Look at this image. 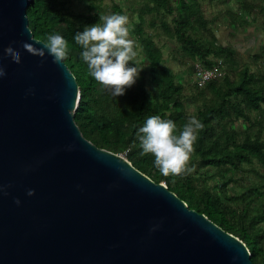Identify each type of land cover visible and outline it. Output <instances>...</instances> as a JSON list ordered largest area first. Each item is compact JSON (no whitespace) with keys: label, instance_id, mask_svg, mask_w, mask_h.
<instances>
[{"label":"water","instance_id":"water-1","mask_svg":"<svg viewBox=\"0 0 264 264\" xmlns=\"http://www.w3.org/2000/svg\"><path fill=\"white\" fill-rule=\"evenodd\" d=\"M31 2L0 0V264H253L241 239L84 137L76 77L41 55Z\"/></svg>","mask_w":264,"mask_h":264},{"label":"trees","instance_id":"trees-1","mask_svg":"<svg viewBox=\"0 0 264 264\" xmlns=\"http://www.w3.org/2000/svg\"><path fill=\"white\" fill-rule=\"evenodd\" d=\"M72 1L33 0L28 18L36 39L45 42L48 33L60 32L68 40L64 62L80 88L75 122L84 137L99 148L126 153L135 168L156 183H166L191 209L241 239L253 264H264V73L245 65L236 78L228 70L202 86L194 81L190 104L185 84L155 39L162 35L173 40L179 49L168 58L176 54L192 60V75L196 63L212 68L222 61L223 69L226 64L235 70L237 49L219 42L214 30L218 18L206 17L200 0H144L132 29L145 60L143 70L136 85L116 99L90 75L74 40L85 25L98 22L102 15L96 10L104 0H84L88 11L81 14L68 9ZM234 2L239 10L227 11L226 16L235 30L249 25L246 13L257 8L264 12V0ZM114 8L123 13L120 6ZM152 114L174 120L178 128L191 116L202 122L186 171L161 173L153 155L143 154L139 142L133 143L136 129ZM240 120L246 124L243 131L234 127ZM247 173L259 179L244 184L245 178L238 175Z\"/></svg>","mask_w":264,"mask_h":264},{"label":"clouds","instance_id":"clouds-1","mask_svg":"<svg viewBox=\"0 0 264 264\" xmlns=\"http://www.w3.org/2000/svg\"><path fill=\"white\" fill-rule=\"evenodd\" d=\"M128 16L114 12L101 16L98 22L85 25L77 31L74 40L81 46L80 58L87 64L90 75L116 99L125 95L143 70L133 62L136 56L135 41L129 36ZM24 47L33 46L25 42ZM68 40L60 32L47 34L41 55L47 52L56 63H62L68 53ZM21 54L16 46L8 49V60L20 61ZM132 62V63H130ZM8 75L6 66L0 63V77ZM202 122L191 116L182 128L172 119L159 114L148 115L135 132L142 153H151L157 169L167 175L180 174L188 169V162ZM34 189H29L32 195ZM20 201L17 200V203Z\"/></svg>","mask_w":264,"mask_h":264},{"label":"rangeland","instance_id":"rangeland-1","mask_svg":"<svg viewBox=\"0 0 264 264\" xmlns=\"http://www.w3.org/2000/svg\"><path fill=\"white\" fill-rule=\"evenodd\" d=\"M203 5V9L206 17H217L218 22L214 27L215 33L219 39V42L225 45H231L237 49L236 62L238 64L235 70L230 69L224 64V71H230L233 77L238 76V71L245 65L251 67L253 71L264 73V12L260 11V8L246 13L245 16L249 21V25L238 26L235 30L229 24L227 11H238L239 5L234 0H200ZM259 3V1H257ZM144 4V0H104L96 12H99L102 16L115 12V5L121 7L123 14L127 15L129 36L135 41L136 56L133 58V62L137 63L139 67L142 66L144 60L143 54L140 52V48L136 45V37L133 35L132 29L135 22L138 20L137 11ZM88 3L84 0H73L68 9L76 14L86 13L88 11ZM255 19V20H253ZM159 46L162 47L165 58H167V64L171 66L178 74V78L185 84L187 90L188 102L191 104L190 90H193L194 77L189 67L192 65V60H186L180 55L175 56L177 58H168V54L174 49H179L176 43L166 38L165 36H158L155 39ZM175 51V50H174ZM255 55L260 56V60L257 61ZM185 61V63H184ZM132 63V62H130ZM136 83L134 84V86ZM189 112H193L194 107H189ZM255 115V114H254ZM234 127L239 131H243L246 128V124L241 120L234 124ZM126 157L125 154H121ZM238 177H244V184H250L251 182L258 180L259 178L252 174L238 175ZM212 184V182H211ZM241 186L238 185L239 189Z\"/></svg>","mask_w":264,"mask_h":264},{"label":"built area","instance_id":"built-area-1","mask_svg":"<svg viewBox=\"0 0 264 264\" xmlns=\"http://www.w3.org/2000/svg\"><path fill=\"white\" fill-rule=\"evenodd\" d=\"M224 75V69L222 61H219L214 67L207 68L200 63H196L194 67V81L202 86L209 80L222 77ZM126 155V153H124Z\"/></svg>","mask_w":264,"mask_h":264}]
</instances>
